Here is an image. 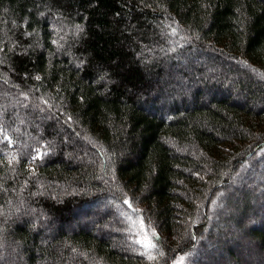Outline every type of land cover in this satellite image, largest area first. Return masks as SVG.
Segmentation results:
<instances>
[{
	"label": "trees",
	"instance_id": "trees-1",
	"mask_svg": "<svg viewBox=\"0 0 264 264\" xmlns=\"http://www.w3.org/2000/svg\"><path fill=\"white\" fill-rule=\"evenodd\" d=\"M0 129V264H264V0H0Z\"/></svg>",
	"mask_w": 264,
	"mask_h": 264
},
{
	"label": "rangeland",
	"instance_id": "rangeland-1",
	"mask_svg": "<svg viewBox=\"0 0 264 264\" xmlns=\"http://www.w3.org/2000/svg\"><path fill=\"white\" fill-rule=\"evenodd\" d=\"M8 103H15V99H9V102ZM21 105H23V107H24V104L23 103H21ZM38 114L40 115V117H38L39 119H41V120H46V119H44V118H42L43 116H41V115H43V113H41V112H38ZM36 116H37V113H36ZM47 116V115H46ZM45 116V117H46ZM47 117H49V115L47 116ZM49 120V119H48ZM27 124L28 123H26L25 124V126H27ZM31 124V123H30ZM23 125V123H18L17 125H16V127H20V126H22ZM37 129H36V132H37V134L38 135H40V136H43V133H44V130H43V127H42V125H40V126H38V127H36ZM82 138V137H81ZM8 139V137L5 135V133L3 132V130L2 129H0V141L2 140V141H4V140H7ZM67 136L64 138V140H63V143L64 144H66V143H68L67 142ZM13 149H16V146H14L13 148H12V150ZM59 149V144L57 143V141H52V155H56V153H57V150ZM68 158V157H67ZM69 159V158H68ZM81 159H87L85 156H83V158H81ZM260 165V164H259ZM260 167V166H259ZM258 171L259 172H263L264 171V166L263 165H261V167L260 168H258ZM251 178L253 177V175H251L250 176ZM249 178V177H248ZM243 178L242 177H240L239 178V180H242ZM250 179V178H249ZM260 177H258L257 178V180H255V185L258 183V182H260ZM262 183H263V181H262ZM261 183V184H262ZM239 185H237L236 184V186L234 187L235 189L238 187ZM251 188V189H250ZM252 188H254L253 190H252ZM237 189H239V188H237ZM247 189V188H246ZM258 189H260V188H258V187H252L251 185L249 186V188H248V192H251L252 194H254V191H255V194L257 193V190ZM231 192H233V190H231ZM103 208H105V210H106V212L107 211H110L111 210V212H115V223H116V227H120L121 225H122V223H124V224H126V222H125V220H126V217L123 215V213H122V211L120 210V208L117 206V209H114L113 207H112V204H108L107 205V203L105 202L104 204H98V206H97V208L96 209H94V212H97V215H99V213H102V211H103ZM226 211H228V214H230L232 211H230L229 209L228 210H226ZM263 211H264V209H263ZM104 212V211H103ZM109 214H113V213H110L109 212ZM109 214H107V215H109ZM104 217H106V213H105V215H104ZM230 228H232V226H230ZM116 231H118V230H116ZM231 231H233V229H231ZM101 235H102V233H105V230H103V229H101L100 230V232H99ZM99 234V235H100ZM205 234H207V233H205ZM204 234V235H205ZM230 234V233H229ZM241 233H236V236L237 237H239V235H240ZM146 240H147V238H146ZM147 242H148V240H147ZM207 242V241H206ZM149 243V242H148ZM205 245H206V247H207V249L208 250H212V247L211 246H209V244L207 245L206 243H204ZM209 247V248H208ZM255 251V250H254ZM213 253V252H212ZM210 254V253H209ZM211 255V254H210ZM213 258H214V261L213 262H211V264L212 263H215V264H218V263H220V257H217V254L215 255V254H213ZM51 264H63V263H61L60 261H57V262H53V263H51ZM176 264H182V263H180V262H178V263H176Z\"/></svg>",
	"mask_w": 264,
	"mask_h": 264
},
{
	"label": "snow or ice",
	"instance_id": "snow-or-ice-1",
	"mask_svg": "<svg viewBox=\"0 0 264 264\" xmlns=\"http://www.w3.org/2000/svg\"><path fill=\"white\" fill-rule=\"evenodd\" d=\"M147 246L154 247V245H151L150 243Z\"/></svg>",
	"mask_w": 264,
	"mask_h": 264
}]
</instances>
